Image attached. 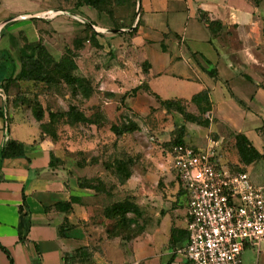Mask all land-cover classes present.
Listing matches in <instances>:
<instances>
[{
    "label": "crops",
    "instance_id": "1",
    "mask_svg": "<svg viewBox=\"0 0 264 264\" xmlns=\"http://www.w3.org/2000/svg\"><path fill=\"white\" fill-rule=\"evenodd\" d=\"M133 1L131 25L109 30L88 26L95 16L85 6L64 2L65 8L36 7L30 12L13 7L12 0H0V42H9L0 44V150L8 140L24 146L23 155L0 158V264H187L183 253L187 196L176 178V194L157 212L130 199L139 210L137 236L109 237L87 205L97 192L79 185L90 179L79 178L87 175L90 162L77 167L81 174L65 168L47 138L35 137L38 125L15 118L6 109L13 86L25 91L28 83H13L5 94L2 80L18 73L24 45L39 40L56 61L69 50L74 73L90 82L88 98L70 90L65 95L79 99L70 104L92 120L80 125L111 131L130 122L136 131L142 125L149 130L153 115L169 116L172 128L183 127L185 144L201 149L215 143L223 168L240 166L252 185L264 187V0ZM203 17L219 22L221 29L212 33ZM74 19L79 20L77 25ZM110 54L116 58L112 69L105 71L102 66ZM135 88H140L136 94L127 95ZM202 90L210 103L206 126L184 122L179 113L166 112L161 105L180 101L196 115L191 99ZM109 106L114 120L106 110ZM236 134L250 142L259 160L240 162ZM224 143H230L227 153ZM132 172L130 177L135 176ZM71 197L77 202L68 213L55 209ZM64 219L69 228L60 236ZM84 247L96 251L89 262L80 263L73 254ZM241 260L264 264V243L259 248L246 246Z\"/></svg>",
    "mask_w": 264,
    "mask_h": 264
},
{
    "label": "rangeland",
    "instance_id": "2",
    "mask_svg": "<svg viewBox=\"0 0 264 264\" xmlns=\"http://www.w3.org/2000/svg\"><path fill=\"white\" fill-rule=\"evenodd\" d=\"M74 1L35 0L28 3L26 0H12V4L13 7H18L20 10L31 12L36 7L46 9V11L59 7L65 8L64 2L75 7ZM133 4V0H105V4L102 5V12H97L88 7L90 13L94 14L95 19L89 22L90 25H87H95L96 27L99 25L107 27L109 30L128 28L131 25ZM78 17L83 18L79 14ZM77 21L79 20L76 19L75 21L74 19L72 23L77 25ZM12 42L10 40V44L13 46ZM17 43L18 41H15L16 45ZM0 44H9V42L2 40ZM15 55L17 57V53ZM109 57L102 66L105 71L112 69L113 64L111 61L116 58L112 54ZM64 59L69 61V58L65 57ZM71 64L73 65V63ZM24 86H26L25 91H22L21 87L16 88V86H13L12 95L7 99L6 109L11 110L15 118L19 117L31 124L38 125L39 136L36 135L35 137L37 139L47 138L54 154L60 156L65 168L81 174L82 171L77 167H82V165L84 166V164L90 162L87 175L79 176V178H90L88 179L91 180L90 185L97 192L94 194L96 198H92L87 204L94 221H99L107 229H113L114 221L104 218L102 213L104 209L117 201L135 199L143 207H148L157 212L161 203L170 202L173 199L176 194V191H174L176 180L165 147V144L170 141L171 133L175 128H172L174 120L171 117L162 116L161 114L153 115V121L149 123L151 126L149 130H146L142 125L138 131L125 135L122 139L120 137L116 138L108 127L96 130L93 127L80 124L68 125L60 120L49 123L46 113L42 122L39 123L34 120L30 106L34 108V104L37 103L44 110L64 112L70 103H76L79 99H72L71 97L66 99L65 95L69 91L65 87H53L48 91H44L40 87L38 97L32 99L34 95L32 85L28 83ZM17 92L27 93L29 103L27 101L21 102V97L15 98ZM112 109L113 106L106 107L111 120H114L116 115L111 114ZM39 125L42 133L51 135L55 141H51L50 137H41ZM229 144L224 143V153L229 152ZM187 145L192 146L193 144L188 142ZM117 160L130 162L131 167L135 168L136 172L131 171L135 176H131L125 184L120 182V176L128 170V167L126 166L123 170L119 169L120 173H118V170L113 169V163ZM133 228L136 232V227Z\"/></svg>",
    "mask_w": 264,
    "mask_h": 264
},
{
    "label": "built area",
    "instance_id": "3",
    "mask_svg": "<svg viewBox=\"0 0 264 264\" xmlns=\"http://www.w3.org/2000/svg\"><path fill=\"white\" fill-rule=\"evenodd\" d=\"M217 151L215 143L176 144L167 153L187 196V264H242L246 246L264 243V187L244 171L223 168Z\"/></svg>",
    "mask_w": 264,
    "mask_h": 264
},
{
    "label": "trees",
    "instance_id": "4",
    "mask_svg": "<svg viewBox=\"0 0 264 264\" xmlns=\"http://www.w3.org/2000/svg\"><path fill=\"white\" fill-rule=\"evenodd\" d=\"M74 2L75 7H91L97 12H102V5L105 4V0H75ZM33 20L36 19L34 18ZM203 21L212 33L216 31L215 29H221V24L219 22L209 21L205 17H203ZM135 29L132 32H134ZM65 55L66 58H71L72 53L68 50L65 52ZM19 62L20 68L18 73L13 77L10 76L9 78H4L2 80V89L5 94L7 93V90L11 84H16L19 82H26L32 85V91L34 93L32 99H35L36 96L38 97L37 91L40 87V89L44 91L51 90L53 87H65L70 90L72 94H79L84 98H88L92 94L90 82L74 73V65L65 59H60L57 61L54 60L40 40L36 43L24 45L19 56ZM139 89L140 88H135L129 91L127 95L132 96L136 94ZM17 97L22 98L21 102L27 101V103H29L27 93L17 92L15 98ZM7 99L8 98H6V104L8 102ZM191 103L196 108V115L189 113L185 105L180 101L169 100L161 102V105L164 107L166 112L173 110L179 113L182 116L184 122L196 123L198 125L206 126L208 124V118H206V116L204 117V114L210 110L207 92L202 90L198 94H195L191 99ZM30 109L34 120L39 123L42 122L45 113L49 118V123H54L59 120L64 121L68 125H78L92 122L91 119L85 118L75 105L71 104L67 106V109L64 112H53L48 109L44 110L41 106L39 107L37 103L34 104V108L33 106H30ZM39 128L41 137H50L51 141H55L51 135L42 133L40 125ZM137 129L138 127L130 122L121 127H111V131L113 132L114 136H116V138L121 137L124 133L134 132ZM183 134V127L174 128V131L171 133L170 141L165 144L166 154L168 153L171 146L176 144H185L182 139ZM235 148L240 162L244 165L254 163L261 158V156L252 148L250 142L240 134L235 135ZM23 154V144L14 140H8L4 147L0 150L1 159L21 156ZM129 163L121 160L114 161L113 163L114 170L119 171V169L123 170L126 166L128 167V170L122 174V176H120L121 183H124L131 175V164ZM239 169L240 166H234L230 170L235 172L239 171ZM118 173H120V171ZM90 183L91 180H82L79 185L80 187H85L96 191L95 188L90 185ZM75 202H77V198L71 197L68 202L56 204L55 209L63 213H68L71 210L72 203ZM102 214L104 218L114 221L113 229L109 228L106 232L109 237L118 236L125 240H129L138 235L139 231L137 229L136 222L137 218L139 217V210L131 200L126 199L123 201H117L108 208L104 209ZM129 214H132L133 217H129ZM133 227H136V232L134 231ZM68 228L67 220L64 219L62 222V227L59 230L60 236H62L64 231H66ZM186 237L187 232L184 239H186ZM95 251V247L79 248L74 251L73 257L78 259L80 263H87L90 261L91 256Z\"/></svg>",
    "mask_w": 264,
    "mask_h": 264
}]
</instances>
